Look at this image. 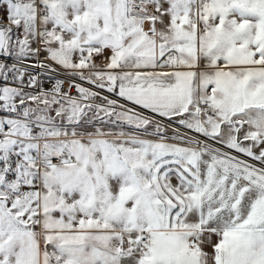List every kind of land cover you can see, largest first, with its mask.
<instances>
[{"label": "snow or ice", "instance_id": "snow-or-ice-1", "mask_svg": "<svg viewBox=\"0 0 264 264\" xmlns=\"http://www.w3.org/2000/svg\"><path fill=\"white\" fill-rule=\"evenodd\" d=\"M0 264H264V0H0Z\"/></svg>", "mask_w": 264, "mask_h": 264}]
</instances>
